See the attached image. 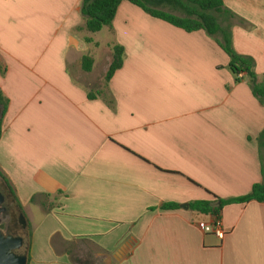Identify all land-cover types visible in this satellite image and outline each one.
I'll return each mask as SVG.
<instances>
[{"label": "crops", "instance_id": "crops-1", "mask_svg": "<svg viewBox=\"0 0 264 264\" xmlns=\"http://www.w3.org/2000/svg\"><path fill=\"white\" fill-rule=\"evenodd\" d=\"M223 1L261 82L264 0ZM81 10L0 0V181L27 218L29 264H264V203L227 206L223 240L201 227L214 217L182 208L264 183V104L246 77L205 31L125 1L100 38ZM115 45L124 65L106 86Z\"/></svg>", "mask_w": 264, "mask_h": 264}, {"label": "trees", "instance_id": "trees-1", "mask_svg": "<svg viewBox=\"0 0 264 264\" xmlns=\"http://www.w3.org/2000/svg\"><path fill=\"white\" fill-rule=\"evenodd\" d=\"M130 2L142 9L148 15L162 20L174 27L188 33L205 31L214 39L230 58V70L236 82L245 77L252 88L254 96L264 104V77L260 82L256 73L255 61L246 56L239 55L233 43V34L230 27H225L221 17L233 14L225 7L223 0H82V15L86 20V30L92 34L101 32L106 27H112L116 14L123 2ZM87 43L93 40L88 38ZM125 49L120 45L113 47V59L106 75V86L124 65ZM94 58L85 56L82 59L84 72H91ZM8 100L0 91V106L8 108ZM2 123L0 122V137ZM260 145L264 146V132L260 136ZM252 201L264 203V183L254 185L251 193L234 199H220L196 201L190 204V209L197 213L215 217L221 220L223 210L233 204H246ZM179 205H164L165 210L178 209ZM29 256V262L31 261Z\"/></svg>", "mask_w": 264, "mask_h": 264}, {"label": "water", "instance_id": "water-1", "mask_svg": "<svg viewBox=\"0 0 264 264\" xmlns=\"http://www.w3.org/2000/svg\"><path fill=\"white\" fill-rule=\"evenodd\" d=\"M6 197L0 191V264H29L30 244L24 236L18 235L9 225L11 222L9 208L6 206ZM182 208L188 210V204ZM20 211V209H19ZM20 223L29 235V225L26 216L20 211ZM15 223L14 221L12 222ZM5 225V228L2 226ZM18 224L16 223V227ZM26 247V251L22 250ZM126 249V247L124 248ZM124 249L119 254L124 253Z\"/></svg>", "mask_w": 264, "mask_h": 264}, {"label": "flooded vegetation", "instance_id": "flooded-vegetation-1", "mask_svg": "<svg viewBox=\"0 0 264 264\" xmlns=\"http://www.w3.org/2000/svg\"><path fill=\"white\" fill-rule=\"evenodd\" d=\"M0 191L4 194V196L6 197V206H8L9 208V213H10V219L11 222L9 225H11L10 227L20 236H24L27 240V244H30L29 242V235L27 236L26 231L22 228V225L20 223V211L18 208V205L16 203V200L13 196L12 193H10L7 189L6 186L2 183V181H0ZM15 222L14 224L12 222ZM16 223L18 224V226L16 227ZM2 228H5V225L2 226ZM26 251V247L22 250V252Z\"/></svg>", "mask_w": 264, "mask_h": 264}, {"label": "built area", "instance_id": "built-area-1", "mask_svg": "<svg viewBox=\"0 0 264 264\" xmlns=\"http://www.w3.org/2000/svg\"><path fill=\"white\" fill-rule=\"evenodd\" d=\"M201 227L205 232L214 234L220 240L225 238L226 232L223 228L222 222L215 217L212 224H201Z\"/></svg>", "mask_w": 264, "mask_h": 264}, {"label": "rangeland", "instance_id": "rangeland-1", "mask_svg": "<svg viewBox=\"0 0 264 264\" xmlns=\"http://www.w3.org/2000/svg\"><path fill=\"white\" fill-rule=\"evenodd\" d=\"M106 31L107 30H103V32H101L100 34H98V36L100 37V38H103L104 37V33H106ZM103 34V35H102ZM101 70H102V65H99L98 66V68H97V73H101ZM32 212L34 213V215H35V219H37V218H39V216H40V213L39 212H37V207H33L32 208ZM82 251L84 252V255H87V256H90L89 254H88V251H87V249H82ZM75 257H76V255H75ZM85 257V256H84ZM78 261H80L79 259H78ZM89 261H93V260H89ZM82 264H84V262L82 263ZM102 264V263H101Z\"/></svg>", "mask_w": 264, "mask_h": 264}]
</instances>
